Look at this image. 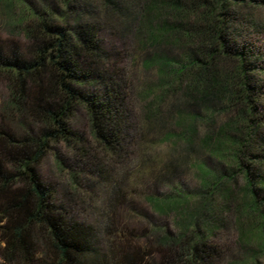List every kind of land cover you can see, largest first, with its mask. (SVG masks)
<instances>
[{"label":"trees","instance_id":"trees-1","mask_svg":"<svg viewBox=\"0 0 264 264\" xmlns=\"http://www.w3.org/2000/svg\"><path fill=\"white\" fill-rule=\"evenodd\" d=\"M59 2L57 8L45 0H0V24L7 33L0 34V76L8 86L2 109L37 127L17 133L0 126V264H153L147 260L151 253L130 237L133 230L111 226L114 206L127 202L121 177H111L105 166L128 161L137 128L130 87L100 43L103 24L153 48L144 64L157 80L143 91L144 118L163 127L175 119L179 130L163 139L213 153L227 167L193 164L200 175L196 190L150 200L161 212L179 215L175 232L152 227L144 235L149 243L156 236L158 264L239 263L212 242L215 225L209 219L219 220L215 195L227 199L235 193L231 183L237 174L243 183L236 210L256 221V244L243 262L258 264L264 257V176L258 172L264 164V47L244 33L260 29L251 11L264 0ZM162 46L177 54L163 53ZM95 84L102 90L89 92ZM198 104L199 111L187 109ZM78 107L86 111L93 143L70 126ZM217 115L224 117L221 124ZM200 124L207 129L202 136ZM60 144L71 154L65 202L56 199L38 169L47 153L62 169ZM96 182L109 195L103 228L71 209L77 201L84 209L90 197L83 188L92 190ZM240 237L251 245L244 227Z\"/></svg>","mask_w":264,"mask_h":264},{"label":"rangeland","instance_id":"rangeland-1","mask_svg":"<svg viewBox=\"0 0 264 264\" xmlns=\"http://www.w3.org/2000/svg\"><path fill=\"white\" fill-rule=\"evenodd\" d=\"M45 2H50L57 8L60 3L59 0H45ZM251 17L261 25L260 29L256 31L251 28L249 33L246 32L244 35L249 36L248 38L264 47V5L252 9ZM110 26L109 24H103L102 31L99 33L100 43L106 51L113 55L112 59L115 67L118 68L117 71L122 74L130 87V108L137 128L135 143L130 148L133 154H130L128 161L105 166L111 177L117 179L121 177L122 194L125 202H127L114 206L116 210L112 214L114 215L115 225L111 226L114 230L125 228L128 231L133 230V236L130 237H137L136 244L141 246V249L151 253L147 259L148 262L158 264L160 254L155 250L157 245L154 243V239L156 241V236L150 237L149 243L144 235L152 227L156 229L166 227L175 232L178 226L175 222L178 220L179 215L174 212H161L150 200L166 195L174 197L176 192L189 193L196 190L199 186L200 175L193 164L201 163L204 167L216 171L224 170L227 167L222 161H219L222 159L213 153H206V150L203 149H189L186 147L187 145L179 140L163 139V135L166 133H176L179 130L178 127L173 126L175 119L169 120L167 126L163 127L157 120L148 121L144 118L142 108L148 100V95H143V91L145 88L153 86L157 80L154 69L147 68L144 64V61L152 56L153 48L140 45L133 33L121 35ZM0 34L3 36L7 34L2 24H0ZM161 50L163 53L177 54V50L172 47L162 46ZM87 89L89 92H93L102 90V86L95 84V87L91 86ZM7 96V81L0 76V126L9 127L17 133L22 132V129H36L35 122L30 118L19 121L20 119L16 115H7L3 111L2 106L7 100ZM170 96L168 100L174 98V95ZM201 108V104L187 107L191 111H199ZM215 118L217 124H221L224 120L222 115H217ZM69 123L74 131L92 142L88 116L82 107L77 108ZM206 130L200 124L198 128L199 136L206 133ZM57 149L64 162L62 169L56 165L51 153L45 155L38 169L42 180L53 188L56 199L59 202H65L70 186L68 165L71 162V154L63 144L57 145ZM206 149L211 148L206 147ZM182 155H185L187 163L191 166H184V163L180 162V156ZM212 170L210 172H214ZM258 172L264 176V164L259 166ZM242 183L241 175L237 174L235 181L231 183L232 188L235 187L233 190L235 193H231L230 196L227 195V199L222 194H220L221 196L215 195L213 212H216L219 220H214L215 215L209 218L215 225V231L211 239L213 243L221 247L226 259L239 261L237 264H251L243 261L249 259V252L256 244V238H254L256 221L249 217H242L240 212L236 210V203L239 199V194L236 191ZM83 191L87 194L85 197H90L89 203L85 204L84 209H81L82 203L77 201L71 204V209L77 212L80 218L103 228L108 224L105 217L107 213L103 212L107 207L108 190L96 182L92 190L83 188ZM233 198H236L235 203L232 202ZM227 201L231 202L229 207L224 204ZM191 204L195 206V202L192 201ZM243 227L253 237V240H249V244H251L249 246H244L241 242L240 231ZM258 264H264V257L258 259Z\"/></svg>","mask_w":264,"mask_h":264}]
</instances>
